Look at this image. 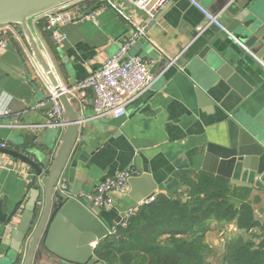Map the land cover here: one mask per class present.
Instances as JSON below:
<instances>
[{
	"label": "crops",
	"instance_id": "crops-1",
	"mask_svg": "<svg viewBox=\"0 0 264 264\" xmlns=\"http://www.w3.org/2000/svg\"><path fill=\"white\" fill-rule=\"evenodd\" d=\"M198 1L205 8L214 5L210 0ZM107 2L95 9L96 21L84 19L57 25L56 33L64 35L59 41L45 34L46 29L40 25L44 18L37 16L29 20L61 84L67 89L84 81L118 50L133 29L147 23L145 14L128 2ZM206 22L204 15L188 0L166 1L145 29L146 42L138 43L130 52L147 61L154 80L126 105L124 116L95 115L90 89L83 102L75 98L74 106L83 123L61 171L60 182L80 195L92 192L105 177L131 168L134 171L131 177L146 174L155 183L152 193L184 195L185 184L178 173L200 172L207 144H221L226 140L227 113L241 108L242 117L262 115L264 69L247 52L237 68L255 88L244 99L219 77L205 80L189 66L173 63L180 56L189 59L192 53L208 44L202 41L203 35L217 36L216 29L206 26ZM194 32L197 34L192 36ZM0 38L8 43L0 51V141L12 145L14 125L45 121L47 110L39 108L48 100L47 90L30 62L31 53L19 27L0 26ZM194 40L199 44L188 51ZM221 44L223 41L218 39L211 46L219 48ZM210 54L211 51L206 52V57ZM198 86L206 93L203 100L197 96ZM18 116H24L23 120H12ZM255 163L237 165L233 178L253 185L257 172L264 169V162H260L254 171L251 165ZM250 188V199H256L253 201L255 217L262 227L256 232L264 237V191L254 185ZM30 189L26 172L18 168L15 160L0 154V257L9 249V230L18 223ZM130 191L128 183L126 193H112V208L118 215L137 205ZM79 200L89 203L80 197ZM236 232L233 223L220 227L212 222L205 241L220 248L224 236Z\"/></svg>",
	"mask_w": 264,
	"mask_h": 264
},
{
	"label": "water",
	"instance_id": "water-1",
	"mask_svg": "<svg viewBox=\"0 0 264 264\" xmlns=\"http://www.w3.org/2000/svg\"><path fill=\"white\" fill-rule=\"evenodd\" d=\"M72 1L75 0H0V26L19 27L36 67L57 95L63 112V121L59 125H53L46 119L41 123L14 125L13 144L0 147V154L15 160V164L26 172L31 183L20 219L9 230V249L0 257V264H103L96 260L94 250L98 241L110 233L109 228L119 217L113 208L81 202L78 193L71 186L59 181L83 118L74 106V96L61 84L54 65L38 41L29 20ZM210 2L214 4L213 9H206L216 15V19L242 45L236 43L225 31L206 22V26L216 29L217 36H212L214 33L210 36L203 35L202 41L205 40L208 44L200 51L192 53L189 59L180 56L172 62L189 66L205 80L217 76L241 98H247L255 85L243 78L237 66L244 62L245 48L264 60V0ZM97 6L98 3H95L85 12H90ZM53 33L54 29L45 30V34L51 39H54ZM196 34L194 32L192 36ZM218 39L223 44L219 48L214 45V49L211 43ZM145 42L146 38H140L132 49L138 43ZM198 44L194 40L188 51H192ZM208 51L211 54L206 57ZM196 93L199 100H203L206 95L199 86ZM50 107L51 102L47 100L39 110H48ZM23 117L18 116L12 120L17 122L23 120ZM225 124L226 140L221 144H207L200 172L223 183L248 188L254 185L264 191V169L257 172L253 185L233 178L237 165L245 166L248 161L256 162L251 166L257 171L258 164L264 162V111L259 118L242 117L241 108H237L227 113ZM128 183L131 187L130 195L136 202L151 194L156 187L146 174L131 177ZM182 188L185 195L188 188L186 185Z\"/></svg>",
	"mask_w": 264,
	"mask_h": 264
},
{
	"label": "trees",
	"instance_id": "trees-1",
	"mask_svg": "<svg viewBox=\"0 0 264 264\" xmlns=\"http://www.w3.org/2000/svg\"><path fill=\"white\" fill-rule=\"evenodd\" d=\"M88 7L97 0H84ZM45 28V21L40 23ZM185 195L159 193L137 206L125 225L113 223L94 250L103 264H264V237L251 188L223 183L201 172L181 171ZM185 192V191H184ZM184 196L186 199L184 200ZM233 223L236 233L215 248L205 241L210 224Z\"/></svg>",
	"mask_w": 264,
	"mask_h": 264
},
{
	"label": "built area",
	"instance_id": "built-area-1",
	"mask_svg": "<svg viewBox=\"0 0 264 264\" xmlns=\"http://www.w3.org/2000/svg\"><path fill=\"white\" fill-rule=\"evenodd\" d=\"M124 1L131 4L135 9L142 11L145 14L147 23L142 27L133 29L128 38L119 46L118 50L112 56L106 58L101 66L92 71L84 81L67 89L80 102L85 100L87 90L90 89L93 93L92 108L94 114L97 116L105 115L113 118L124 116L126 114V105L134 97L148 89L154 80V76L148 70L147 61L139 56L131 55L130 52L140 38H146L145 29L148 23L154 19L158 11L168 0ZM188 1L204 15L207 24H214L219 30L225 31L236 43L242 45L216 19V15L209 12L198 0ZM96 3L98 5H105L108 2L107 0H97ZM89 8L84 0H75L49 11L41 15V17L45 19V29H54L53 37L56 41H59L63 39L64 35L56 33L57 25L74 21L78 22L84 19L96 21L95 9L85 12ZM7 44L5 39L0 38V51ZM245 49L264 68V62L256 57L248 48ZM30 62L42 79L47 90L48 100L51 102V107L46 112V121L52 122L53 125L62 124L63 112L57 95L50 89L49 84L41 75L32 57L30 58ZM0 147H9V144L0 141ZM133 174L134 171L131 168L121 169L114 175L105 177L94 187L92 192L81 193L79 197L99 207L112 208L114 204L111 196L112 193H126L128 180ZM156 196V193H151L144 197L136 206L129 208L119 215L115 223L125 225L137 206L153 202Z\"/></svg>",
	"mask_w": 264,
	"mask_h": 264
}]
</instances>
